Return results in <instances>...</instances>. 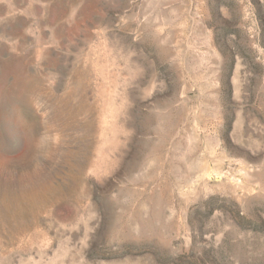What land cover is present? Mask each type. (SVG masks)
<instances>
[{
    "label": "rangeland",
    "instance_id": "rangeland-1",
    "mask_svg": "<svg viewBox=\"0 0 264 264\" xmlns=\"http://www.w3.org/2000/svg\"><path fill=\"white\" fill-rule=\"evenodd\" d=\"M0 264H264V0H0Z\"/></svg>",
    "mask_w": 264,
    "mask_h": 264
}]
</instances>
